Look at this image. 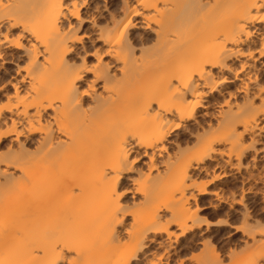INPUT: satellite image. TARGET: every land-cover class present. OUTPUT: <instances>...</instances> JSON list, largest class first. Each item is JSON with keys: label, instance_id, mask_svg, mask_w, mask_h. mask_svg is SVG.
Wrapping results in <instances>:
<instances>
[{"label": "bare ground", "instance_id": "bare-ground-1", "mask_svg": "<svg viewBox=\"0 0 264 264\" xmlns=\"http://www.w3.org/2000/svg\"><path fill=\"white\" fill-rule=\"evenodd\" d=\"M262 5L120 0L105 15L101 0H0V101L7 102L0 105V146L14 154L22 191L9 200L1 196L11 201L0 207V264H173L174 257L185 264L186 246L170 242L180 237L178 230H208L214 223L200 218L204 209L225 221L216 223L222 229L239 215L242 225L231 235L242 232L249 245H258L247 264H261L264 215L255 217V201L245 197L264 200V173H252L256 164L247 161L240 187L233 184L227 197L216 182L232 174L228 168L240 171L264 133ZM88 8L96 10L84 15ZM142 25L156 37L146 60L137 55L147 39L135 33ZM87 39L102 47L90 52ZM89 52L92 64L86 63ZM78 56H84L79 64ZM179 129L196 135V151L183 144ZM170 145L172 153L163 157ZM258 150L255 163L264 161V148ZM24 154L33 155L24 161ZM8 160L0 176L9 181L15 173ZM215 169L220 172L207 183L189 182ZM135 172L139 177H131ZM126 179L135 182L132 190L123 191ZM129 193L141 194L142 216L128 210ZM207 197L214 199L204 205ZM236 204L244 205L242 212ZM163 210L171 211L164 223ZM127 216L131 223L124 227ZM230 249L227 254L236 255ZM207 251L209 262L201 263L219 264L221 254Z\"/></svg>", "mask_w": 264, "mask_h": 264}, {"label": "rangeland", "instance_id": "rangeland-1", "mask_svg": "<svg viewBox=\"0 0 264 264\" xmlns=\"http://www.w3.org/2000/svg\"><path fill=\"white\" fill-rule=\"evenodd\" d=\"M117 2V3H116ZM104 3V4H103ZM107 3V4H106ZM106 3H105V1L104 0H101V11L105 14V15H107V14H109L107 11H109L110 12V10H112V9H114V7H116V5H118V7H119V4H120V0H106ZM107 5V6H104V5ZM103 8V9H102ZM108 9V10H106V9ZM91 9V8H90ZM85 9H83L82 10V13L84 14V15H87V13H88V11H89V13L90 12H93L94 10H96V9H91V10H89V8L88 9H86L85 11H84ZM86 13V14H85ZM88 13V14H89ZM102 19L103 18H99L98 17V20L99 21H102ZM154 19H156V18H154ZM157 20V19H156ZM156 22V21H155ZM155 22H154V20L153 21H151L150 22V25L152 26V27H155L156 26V24H155ZM19 29V30H18ZM15 30L16 31H14L16 34L18 33L19 34V32L18 31H20V28L18 27V28H15ZM84 30H86V31H90L91 30V27H90V25L88 24H86L85 25V28H84ZM139 30V31H138ZM152 31V30H151ZM148 28H144L143 27V25H142V27H140V29L138 28V29H136L135 30V33H136V35H137V37L139 36V35H141V34H143L142 36H139V37H144L145 39V42H144V44H139L138 46H137V49H138V53H137V55L138 56H142V59H144V60H146L145 59V57L146 58H148L150 55H149V53L151 54V52H153L154 50H155V40H156V37H155V34L153 33V32H151ZM141 32V33H140ZM139 34V35H138ZM93 41H91V40H86V47H87V49H89V51L91 52V50H92V52L94 51V48L95 49H97V48H101L102 47V43L101 42H97V41H95V42H93ZM95 46V47H94ZM91 49V50H90ZM147 50H149V51H147ZM152 50V51H151ZM88 53V55H86V57H85V59L87 60L86 61V63H94L95 62V58L91 55V53ZM144 53V54H143ZM147 53V54H146ZM146 54V55H145ZM143 55H144V57H143ZM149 55V56H148ZM84 57V56H83ZM82 56H78V58H77V63L79 64L80 62H82L83 60H84V58H83ZM80 58H83V60H81ZM105 61H107V60H109V57H107V56H105ZM141 61H142V59L141 58H139ZM139 60V62L141 63V61ZM144 62V61H143ZM142 62V63H143ZM12 65V66H11ZM8 66H9V68H11L12 70L13 69H15V66L13 65V64H8ZM91 76V75H90ZM85 83V82H84ZM237 83H239V81H237ZM233 84V85H232ZM84 85V87H86V84H83ZM238 84H235V83H229V86H231L232 88H234L233 86H237ZM96 90H98V91H100V89H99V86H96V88H95ZM209 99H211V98H209ZM241 101V102H240ZM238 102L239 103H242L243 101H242V98H241V96L239 95L238 96ZM7 102H6V99H3L2 101H0V105H5ZM176 133L174 132V135H175ZM177 134H181L180 135V140L182 139V141L184 140V141H186L185 143H187V142H189L188 144H189V146H188V144H185V143H183L184 145H187V147H190V149L189 150H191L192 152H194V151H196L200 146H198L199 144H196V135L195 134H193V135H190L189 136V134H188V132L186 133L185 131H184V129H179V130H177ZM37 136V135H36ZM188 137V138H187ZM184 138V139H183ZM260 138V141L259 142H256L255 143V145L253 146V147H250L249 148V150H248V152H249V156H248V158L243 162V165L241 166L240 165V167H239V169H240V171H238V168H236V166H235V168L234 167H232V168H228V170H230L231 171V173L232 174H230V176H228V177H225V178H220L219 180H218V182H216L217 184H219V185H223L222 187H224L225 188V197H227V195H229L228 193H229V189L231 188V189H233L232 187L234 186L233 184H235L237 187H240V180H241V175H243L244 174V172L246 171V167H248L247 165H248V163L251 165H253V164H256V165H251L253 168H252V173L254 172H256L255 174H257V173H264V161L262 160V161H260V159H259V157H258V159H256V163L252 160L253 159V155L255 154V152H256V149L258 150H260L261 151V149H263L264 148V133L259 137ZM8 140V139H7ZM6 140V142H8ZM245 140L247 141V143L249 144L250 143V139H249V136H246L245 137ZM183 141V142H184ZM192 145H191V144ZM246 143V144H247ZM194 144H196L195 146L197 147H194L193 145ZM183 145V146H184ZM192 146L194 147V148H192ZM8 146H6V144L5 145H1L0 146V158L2 159V161H1V163H3V164H1L0 163V165H1V167L0 168H6L7 166V163H4L3 161H6L7 162V160L8 159H10V160H8L9 162H12V163H9L8 162V164H9V168H10V170H12V172H14L15 174L13 175V178H14V176H15V178L13 179L11 176H10V179L12 180H9L8 181V179L9 178H4V177H2V176H0V185H2V186H0V198L1 199H3V201L2 200H0V207L2 208V206L4 207V204H2L4 201H6L4 198L5 197H9V195L10 196H12L13 197V193L12 192H14V191H16L17 189H19L18 187L20 186H17V184H19L18 182H17V178H18V180H19V176L18 175H20V174H18L19 172H20V169H18V167H16V164H15V162H14V166H13V158H12V156L14 155V154H11L12 156H10V154L8 153V152H6L8 149ZM170 149V150H169ZM173 148H172V146L170 145L169 147H168V151L166 152V153H164L163 154V157H165L166 156V154H168V152H169V154L170 153H172V150ZM194 149V150H193ZM31 151L33 150V148H31L30 149ZM259 150L257 151L258 152V154H263V152H259ZM34 151V150H33ZM5 153V154H4ZM6 153L10 156L9 158H8V156L6 155ZM27 153H29V152H27ZM33 153V152H32ZM4 154V156H3V158H2V155ZM35 154V153H34ZM33 155V154H32ZM32 155H29L28 154V157H27V155L26 154H24V157L21 155L20 157H23L22 158V160H24V161H27V160H30L29 158H31V156ZM36 155V154H35ZM165 155V156H164ZM261 156V155H260ZM19 157V156H18ZM250 157V158H249ZM4 158L6 159L7 158V160H4ZM12 160V161H11ZM159 160H161V158L159 159ZM247 161H249L248 163H247ZM234 162H237V161H235L234 160ZM246 164V165H245ZM245 166V167H244ZM16 168V169H15ZM162 167H160V169H161ZM258 168V169H257ZM15 171H14V170ZM260 170V171H259ZM238 171V172H237ZM262 171V172H261ZM197 172V171H196ZM220 172V169H215L214 170V172H213V170H211L209 173H207V172H197V173H195L196 175H193L194 177L193 178H191V180L189 181L190 183H193V184H196L195 186H200L199 184H201V185H203V184H205V183H207L208 181H210V179H213V177H215L218 173ZM216 174V175H215ZM130 175H131V177L133 176V178H137V177H139L138 175H137V173L135 172V173H130ZM135 175V176H134ZM18 176V177H17ZM238 177V178H237ZM236 178V179H235ZM239 179V180H238ZM14 180V181H13ZM228 182V183H227ZM227 183V184H226ZM232 183V184H231ZM254 183V182H253ZM13 184V185H12ZM133 184H135V182L133 183V180H130V179H126L125 180V182H124V186H123V191L124 190H132V188L135 186V185H133ZM11 185L12 186H14V188H15V186H17L14 190L12 189L13 187H11ZM233 185V186H232ZM195 186H193L192 185V189L194 188L195 189ZM235 186V187H236ZM258 186L259 187H261L262 189H263V184L261 183V184H258ZM13 190V191H10V190ZM191 189V190H192ZM20 190V189H19ZM19 190H17V191H19ZM9 191V192H8ZM16 191V192H17ZM19 192H21L22 193V191H19ZM7 194V195H5V196H3V197H1L2 196V194ZM14 194H15V192H14ZM20 195V194H19ZM18 195V196H19ZM15 196H17V193H16V195ZM246 196L247 197H245V199H247V200H245L246 201V203H249V202H251V201H255V204H253L252 205V209L254 208V212L256 213V214H260V213H262V215H264L263 213H264V200L263 199H261L262 198V195L261 194H259L256 198L255 197H252V195H251V193L249 194V193H247L246 194ZM7 197V199L9 200V198ZM11 197V198H12ZM237 199L240 197L239 196V192L237 193ZM252 197V198H251ZM260 197V198H259ZM10 198V199H11ZM211 197H207L204 201H203V203H204V205H206L207 203L206 202H208L209 201V199H210ZM259 198V199H258ZM125 200H128V201H126L125 203H126V205L128 206V210H131L132 211V213H134V214H136L137 215V217L139 216V215H143V214H145V213H143L144 212V209H145V204H143V202H142V199H141V194H139V193H136V194H132V193H129V194H127V196H126V198H124ZM211 199H214L213 197L211 198ZM255 199V200H254ZM124 200V201H125ZM141 200V201H140ZM261 200V201H260ZM11 201V200H10ZM10 201H9V203H10ZM206 201V202H205ZM248 201V202H247ZM193 200H191V207H190V209L193 211V209L195 210L196 208L194 207L196 204L193 202ZM9 203H7V201H6V206H8V204ZM202 203V204H203ZM177 205H178V203H176ZM174 205V203H173V205L174 206H172V207H176L177 205ZM224 205L226 206V208L228 207V205L227 204H225L224 203ZM261 205V206H260ZM263 205V206H262ZM190 206V205H189ZM244 205H240V204H236L235 205V209H238L239 208V210L242 212L243 211V209H244V207H243ZM259 206V207H258ZM243 208V209H242ZM256 208V209H255ZM259 208V209H258ZM260 209H261V211H260ZM263 209V210H262ZM259 211V212H256V211ZM211 211V209H204V210H200V212L198 213V215L200 216V218L201 219H206V218H208V217H210L209 219H211L212 221H213V223L214 224H212V225H210V228L208 227V230L206 229L207 227L204 225V226H202L201 228H198V229H196V230H194V231H190V232H188V233H186V234H184V235H181V231H177L178 233H180V237L179 236H173L172 237V241L170 242V244H171V246H176V247H182V244H183V246H186V249H185V251H183L182 252V256L181 257H183V259L185 260V264H203V263H201V262H207L208 260L206 259V258H208L206 255L209 253V251H207L208 249H215V251H216V253L217 252H219L220 254H221V256L220 257H222V260L220 261V263L219 264H247L249 261H248V259H250V258H253L256 254H258V252L260 251V247L258 246V245H253L252 246V243H251V245H249V243L250 242H252V240L249 238V237H247V235H244V234H242V232H237V233H235V234H233V235H231L232 233H234L235 231H236V229L235 228H237L238 226H241L242 225V223H241V221L238 219V218H240V217H238V216H235V217H230V220H231V222H233V227H226L227 229H225V227H223L224 229H222V227L219 225V224H216L217 222H216V220H217V217H215L214 219H213V215L211 214L212 213V211ZM160 214L162 215V214H164V215H162V216H164L163 217V219H162V222L164 223L165 222V220L167 219V218H169V216L171 215V211L170 210H163V211H161L160 212ZM210 214V215H209ZM255 214V215H256ZM262 215L260 214V215H256L255 217H257L258 219H260L259 217L261 216L262 217ZM221 218H224V217H226V215H224V213H222L221 215ZM219 216V217H220ZM206 217V218H205ZM238 217V218H237ZM256 218V220H258ZM131 216H127L126 217V219H125V222H124V227H129V223H131ZM202 220V221H203ZM253 224H254V219L251 221ZM241 224V225H240ZM255 230V229H254ZM223 233V234H222ZM225 233V234H224ZM179 235V234H178ZM226 237V238H225ZM258 237H261L260 235L258 236ZM204 240V241H203ZM207 240V241H206ZM208 241H210L208 244H204L205 242L207 243ZM203 242V243H202ZM231 242V243H230ZM246 242H248L247 244L250 246H248L247 244H245ZM169 244V245H170ZM187 244V245H186ZM235 244V245H234ZM181 245V246H180ZM205 245H207V246H205ZM214 247H213V246ZM174 246V247H175ZM189 247V248H188ZM209 247V248H208ZM212 247V248H211ZM236 247V248H235ZM241 247V248H240ZM246 247V248H245ZM249 247V248H248ZM208 248V249H207ZM230 248H232V250L234 249V251H235V253H236V255H233V256H231V255H228L227 254V252H229V249ZM228 249V250H227ZM225 250H226V252H225ZM231 250V249H230ZM241 251V252H240ZM212 252V251H211ZM218 253V254H219ZM219 254V255H220ZM206 257V258H205ZM179 257H174V259H173V264H177V262H176V260L175 259H178ZM152 259H154L155 260V258H152ZM207 260V261H203V260ZM210 259V258H209ZM221 259V258H220ZM209 262V261H208ZM60 264H66L65 262H63V263H60Z\"/></svg>", "mask_w": 264, "mask_h": 264}, {"label": "snow or ice", "instance_id": "snow-or-ice-1", "mask_svg": "<svg viewBox=\"0 0 264 264\" xmlns=\"http://www.w3.org/2000/svg\"><path fill=\"white\" fill-rule=\"evenodd\" d=\"M261 10L264 11V5L261 6ZM132 163H135V161H132ZM214 219V217H213ZM217 223H225V221L220 220V221H216ZM202 223H206V224H211V221H202ZM261 264H264V260L261 261Z\"/></svg>", "mask_w": 264, "mask_h": 264}]
</instances>
